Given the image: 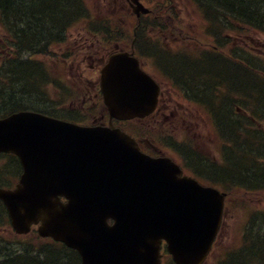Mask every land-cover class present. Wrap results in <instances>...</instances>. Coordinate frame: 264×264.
<instances>
[{
    "label": "water",
    "instance_id": "95a60500",
    "mask_svg": "<svg viewBox=\"0 0 264 264\" xmlns=\"http://www.w3.org/2000/svg\"><path fill=\"white\" fill-rule=\"evenodd\" d=\"M103 76L111 116L152 109L158 91L133 58L113 57ZM3 128L0 148L20 155L26 169L16 191L0 189L18 233L41 222V235L78 248L84 264H158L162 237L177 264L202 263L223 207L214 188L179 177L178 167L141 153L120 129L29 111L0 121Z\"/></svg>",
    "mask_w": 264,
    "mask_h": 264
},
{
    "label": "trees",
    "instance_id": "16d2710c",
    "mask_svg": "<svg viewBox=\"0 0 264 264\" xmlns=\"http://www.w3.org/2000/svg\"><path fill=\"white\" fill-rule=\"evenodd\" d=\"M191 3L193 12L197 13L201 19L208 22L209 27H211V32L214 33L216 41L221 42L226 39V34L229 29H234L235 23H241L243 26L255 27L256 29L264 30V0H189ZM173 5V2L171 3ZM172 8H170V11ZM46 10H54L51 14L47 15L44 13ZM32 11V16L36 21V25L26 28L25 22L23 21L24 15ZM92 14L91 7L85 0H0V14L2 17L1 23L2 28L5 32L11 34L15 44L18 49L25 47V52H32V50L37 51L38 44H42V40H49L48 35L54 33L52 39H56L58 35L57 30H60L59 23L62 22L67 25L68 21L73 19H83L89 14ZM168 15V12H165ZM46 16L43 20L42 17ZM69 15H71L69 19ZM41 17V18H40ZM15 20V22L13 21ZM35 42V43H34ZM45 42H43L44 44ZM33 44V45H32ZM42 50V49H41ZM43 51V50H42ZM39 52V51H37ZM231 56V55H230ZM217 57L214 55V58ZM223 58V55L220 56ZM192 59V64H190ZM200 56L195 58H190V61L186 60H174L171 64L174 68L181 71L180 74H176L177 78L183 79L187 73L196 69V65L202 60ZM16 63H12V59L7 60L3 67L0 68V86L3 80L11 81L15 74L22 73L23 78L20 80H13L15 86L18 88L22 85H27V88H23L21 92L26 97L34 98L36 101L40 95V98L50 99L48 91L46 92V69L43 64L36 60L37 64L42 68L45 76L37 74L36 70L29 66H19L17 62L19 60H14ZM25 63H30L28 59L24 60ZM211 59H207L210 62ZM8 62V64H6ZM223 60H216L211 69H213L212 79L215 81L208 85L213 86L212 89L215 92L222 91L223 89H231L230 92L233 95H240L242 99V104L245 105L247 111L250 112L248 117L236 118L234 115L237 113L228 109V106L234 102V98L231 100L224 92L223 96H210L206 98V102L209 105L216 106L213 110L216 112L218 123H220L221 133L231 141L232 144L227 145L225 149L227 165L229 167L223 168V170L217 169L216 166L207 161L203 162L201 160V153L194 155L192 158L195 159L201 166L212 172H216L221 175L224 179L228 181H235L234 184L244 185L249 189H257L258 192L255 194L264 193V167H262L257 159H261L258 150L263 152L264 156V144L259 148L256 147L254 142L251 140L256 137L257 133V118L259 120L264 117V81L258 76V74H263V70L255 68L251 69L253 65L247 58L240 63H243L245 67H242V72L247 73L248 76L241 75L242 78L237 80L236 77L231 75L230 78L228 71L223 69L221 66ZM21 63V62H20ZM203 59L199 70L203 71L196 74V78L200 80H209V67L206 65ZM167 62H164L166 65ZM169 64V63H168ZM180 68V69H179ZM236 72L233 71L232 74ZM258 73V74H257ZM187 79H192L194 75L190 73ZM242 74V73H241ZM17 76V75H16ZM234 77V78H233ZM254 77L259 81H254ZM184 80V79H183ZM198 80H195L191 86L196 85ZM235 81V83H232ZM42 85V90H39L38 85ZM201 84V83H200ZM203 84V83H202ZM190 86V84H189ZM33 88V89H32ZM29 89V90H28ZM32 89V90H31ZM15 89L11 90L13 93ZM8 98L11 100L14 98L15 101L19 103L21 109H32L29 105H22L16 96L13 97L6 91ZM3 93L0 94V101H8ZM30 95V96H29ZM220 99V100H219ZM52 103H56L54 100L50 99ZM11 101L7 102L10 103ZM222 103V105H221ZM37 107V106H36ZM35 107V108H36ZM8 111H13V109L5 107ZM18 109V108H17ZM38 110L47 112L44 109L38 108ZM4 111H0V114ZM233 113V117L231 114ZM238 120H243L244 123L238 122ZM245 126V127H244ZM246 132L245 130L248 129ZM248 138H243L244 134ZM248 140V142H247ZM233 145V146H232ZM223 179V180H224ZM226 182V181H225ZM244 193H253V190L244 191ZM1 203V202H0ZM1 207V206H0ZM12 233V232H11ZM244 244L238 247L236 250L230 251L227 255L218 261L217 264H264V222L260 221V226L255 225V221L249 224L247 231L245 230L243 237ZM8 246L4 247L5 252L0 253V264H80V259L78 253L74 250L65 247L59 243H53L46 241L45 239H40L37 236L28 237H17L12 235L8 238ZM14 248V250H13ZM2 251V250H1ZM5 256L6 260L3 259Z\"/></svg>",
    "mask_w": 264,
    "mask_h": 264
},
{
    "label": "rangeland",
    "instance_id": "374dc122",
    "mask_svg": "<svg viewBox=\"0 0 264 264\" xmlns=\"http://www.w3.org/2000/svg\"><path fill=\"white\" fill-rule=\"evenodd\" d=\"M188 1L189 0H172L171 1V3L173 2L175 13L173 11H171L170 18L169 17L166 18V22H170V21L174 22V20L178 21L179 18H180V20L182 21V24H183V30L179 29V31H177L175 33L176 34L175 37H178L179 39L176 38V39H174L172 41H171V39H166V41H168V43L165 44V45L168 46L171 49V51H174V50L177 51L178 47H180L181 45L182 46L185 45L188 48V52H191L190 50H193L192 45L195 42H197V41L196 40L195 41L191 40L192 37L184 36V35H188V33L194 34V32L198 29V34L200 36H202V33H203L202 30H203V28H205V26L203 27V25L198 21L197 17L195 15H192L193 14L192 13L193 9L191 8V3L188 2ZM88 2H90L91 4L92 3L94 4L93 0H88ZM95 2H96L95 3L96 7L92 6V9L93 8H97L100 13L102 12V13H105V14H108V15H112L110 12L112 11L111 8L114 7V6H112V3L114 1H110V0H95ZM158 2H161V1H158ZM158 11H160L161 17H163L164 13L161 10V8ZM175 17H178V18H175ZM148 18L150 20H155L154 17H148ZM148 18L147 17L144 18V21L148 20ZM111 19L112 20H109V21H111L109 23L111 25H113V15H112ZM13 21L15 22L14 19H13ZM118 26H119V28H125L123 25H118ZM243 28H244L245 31L241 35V38H237L235 36L234 37L231 36V38H234V39L236 38L237 40L240 39V41H239L240 43L239 44L241 45V43H242V45H244V47L247 49V53H254L257 56L259 55V53H263L264 54V35L261 34L260 32H257V31H253V30L249 31V30H247L246 27H243ZM156 29H158V28H156ZM81 31H82L81 29H79L78 31L75 30L74 34H76V36L78 38H82L81 34L83 36L85 34H84V32L80 33ZM205 35L208 36L207 32L205 33ZM126 36L129 37V38L123 36L124 42L122 43V46H126L127 42L130 40V36H133V35L126 34ZM209 37H210V35H209ZM72 38H75L74 35H73ZM159 39H161V37ZM204 41L205 42L206 41L210 42L211 38H207ZM0 42H6V43H8V46L10 47V44L12 42H14V41L11 40V38L9 37V33L7 34L3 29H0ZM94 43H96V42H94ZM170 45H171V47H170ZM97 47L100 48L98 52L94 51V50H97ZM109 49L110 48L105 49V48L102 47L101 44L96 43L95 46H93V50H92L93 55H92V57L85 58L86 54L87 55H91L92 54L91 52L85 53V55L82 56L83 58H85V59H83L84 60L83 61V66L84 67H89L91 62H92V60L99 59L100 57L103 56V54H106V52H108ZM184 50H186V49H184ZM46 55H48V54H46ZM46 55L41 56V58L46 60V57H47ZM253 57H256V56H253ZM253 57H251V58H253ZM190 58L191 57L189 56L187 61H190ZM60 63H61V61H60ZM76 64L77 63H74V66H72V62L69 61V62L65 63L64 65H62L61 68H57L56 69V70H59L60 73L62 74V76H60V79L62 80L61 81L62 83L59 81L60 79L58 81H51L50 82L51 84L49 83L48 84L49 86L47 88L48 95L50 96V99H52V101L54 100L56 102L53 105L57 104L56 106L58 107L59 102H62L61 100L64 99V97L66 96L67 91H66V89L63 91L62 86H61L62 84H64L65 86L67 85L69 87V89L72 91L70 96H68V97L72 98L71 102H73L75 107L82 109L81 104L83 102L84 89L81 86V84L82 83L85 84L87 79L85 77H83V75L78 76V77L75 76V75H73L72 77L70 76L71 75L70 71H71V69L73 67H76ZM221 66H223V69L225 71H228V73H230V74L233 71L236 70V72L234 74H232V75L234 77H236L237 80H240L242 78L241 75L248 76L247 73L240 72V70H238V67H236V69L231 68L234 65L232 63H229L228 61H224L223 64H221ZM92 71L95 72V70H93V69H92ZM93 72L92 73L90 72L91 76L94 75ZM200 73H199V75H200ZM212 73H213V69L209 68V74H210V76L208 77L209 80L208 81L207 80L199 81V82H203V85H201V87L208 94H209V91L212 90V89H210V88L207 89V88H205V86L210 84V83H212V81L213 82L215 81V78L212 79V77H213ZM63 74H64V76H63ZM95 78L96 77H93L94 80H95ZM194 78H195V80H198V78H196L195 76H194ZM249 78H252L251 74H250ZM70 81H73L76 84H74V83H72ZM254 81H259V80H257L254 77ZM88 84L89 83H86L87 86H89ZM94 84L95 83H92V86ZM86 85H85V87H86ZM74 87H76V88H74ZM91 92L92 93H87L86 92L87 94H89L88 95V97H89L88 99L89 100L87 101V104H88L87 106H91L92 105L91 102H90L91 101L90 100L91 99L90 95L92 96L93 101L96 98L95 90L92 89ZM3 95L6 96L7 93L3 92ZM4 98H6L7 100L9 99L8 95L6 97H4ZM50 99L47 100L45 98H40L39 100L37 99L34 103L37 104L36 105L37 107L39 106V108H42L44 110H49V109L53 110L52 106L46 107V103L49 104L48 101L51 102ZM183 102L186 103L185 101H183ZM186 104H188V103H186ZM3 106H5V105L3 104ZM27 106H28V104H27ZM181 106H183V105L179 104V107H181ZM186 106H188V105H186ZM195 108H192L191 111L189 112L190 120L187 123L190 126L189 127L190 128L189 135L194 137V140L192 141V145L197 150H200V149L204 150V151L207 152V154H209V155L213 154V155H215L217 158H219L221 160L222 158H221L220 151H221V149L223 150V146H221V143H219V146H218V144L215 145L213 143V140H212L211 136L208 135L210 130H211V126L208 127V124H206V118H205L204 114L203 113H200V114L197 113V111H199V110L196 108V110H197L196 111ZM26 109H28V108H26ZM134 124L132 123V124L125 125V126L128 129L131 128V130H134L133 129L134 128L133 127ZM139 124L140 125H146L147 122H145V123L142 122V123H139ZM212 135H214L213 132H212ZM154 136H160V135H154ZM173 137H175L176 140H179V139L181 140V137H179L178 131L175 133V135ZM177 157L178 156H176V158ZM4 162H5V160H4ZM4 162H1V164H4ZM6 170H7V168L4 167L3 171L5 172ZM235 192H238V190H236ZM255 192H258L257 189L254 190L252 195H250V196H245L244 195L243 198H240L241 201H236L234 206L232 205L231 208L229 209V211L227 213L226 223H223V225H222L223 228L221 230V235H220V238H219L220 240H219L217 246L215 247L214 255L217 254V255L222 257V255L224 254L225 249H227L228 244L232 245V244L238 242V240L240 239L239 238L240 232L242 233L243 230H244V227H245L244 226L245 225L244 222L247 219V215H248V218H249V215H250L251 211H253L254 209H260V207H262L261 202L264 200V193L255 194ZM237 194L238 193H236V195ZM246 200H248V201H246ZM0 212H1V208H0ZM253 213L255 214V218H256V214L257 213L254 212V211H253ZM4 216H5L4 213H0V221H3V217ZM255 225H259L260 226V221H259L258 224H255ZM11 235H13V234L11 233V230H9V226L6 223H3L1 228H0V253L5 252V251H3L4 247L8 244L7 243L8 240H4V239L11 238L12 237ZM219 243H220L221 246L224 245V247L221 248L219 246ZM13 250H14V248H13ZM211 263H212L211 260L208 261V264H211Z\"/></svg>",
    "mask_w": 264,
    "mask_h": 264
},
{
    "label": "bare ground",
    "instance_id": "6f19581e",
    "mask_svg": "<svg viewBox=\"0 0 264 264\" xmlns=\"http://www.w3.org/2000/svg\"><path fill=\"white\" fill-rule=\"evenodd\" d=\"M135 7V10H137L138 8H140L138 5H136V6H134ZM54 10H46V11H44V13L45 14H47V15H49V14H51L52 12H53ZM32 11H28L23 17H24V19H23V21L25 22V25H26V28H29V27H32L33 28V26L34 25H36V23L38 22V21H36L35 19H33V18H36V17H33L32 16ZM46 16L44 15L43 17H42V20L45 18ZM41 18V17H40ZM63 31L62 30H57V33H58V35L62 38L63 36H61L60 34L62 33ZM72 34L70 33V35L69 36H66V40L67 41H72V43H73V47L72 48H74V49H76V43H75V38H72L73 36H71ZM54 36V33H50L49 35H48V37H50V38H52ZM74 39V40H73ZM43 42H45L46 43V41H45V39H43L42 40V44H38V46H37V48H39V49H44L43 47H45V43L43 44ZM25 47H22V48H19V55H18V60H19V62H17V65H19V66H21V67H23V66H31L32 68H33V70H36L37 71V74H40V75H42V76H45V73H44V71L42 70V68L36 63V62H34L33 64H31V63H25V58H26V53H25ZM76 53V52H75ZM78 54V56H79V58L81 57V56H84L85 55V53L84 52H80V53H77ZM86 58H87V54H86V56H85ZM21 62V63H20ZM17 75V76H16ZM23 75L24 74H22V73H20V75L19 74H15V77L11 80V81H5V80H3L2 81V83H1V86H0V94L1 93H3V92H8L12 97H13V95L15 96V94L17 93L18 95L16 96V98H18V100L20 101V103L22 104V105H29V108H32V109H36V108H39V106L38 107H36V103H34L35 102V100H34V98H29V97H26V95H21L22 93V91H23V88L25 87V88H27V85H25V86H22V85H18V86H20V87H16L15 86V84H14V82H16V81H13V80H17V79H19L20 78V80L23 78ZM230 78L232 77V76H229ZM234 78V77H233ZM232 83H235V81H232ZM37 85H38V87H39V90H42V85H40V84H38V83H36ZM13 89H15L16 91H14L13 93L11 92V90H13ZM33 89V88H32ZM31 89V90H32ZM29 90V89H28ZM30 96V95H29ZM40 96H41V94L40 95H37L36 97H38V100L40 99ZM16 99H8V102L9 101H11L10 103H8V105L11 107V109H21V107L19 106V103L18 102H16L15 101ZM49 102V104H47L46 103V107H48V106H52V108L53 109H56L57 108V110L60 112H62V109L63 110H65V111H68V112H71V111H73V109L71 108H69V107H66V106H64V105H58V107L56 106V105H53V103H51L50 101H48ZM60 106V107H59ZM36 107V108H35ZM40 109H42V108H40ZM238 122H240V123H244L243 121H241V120H238ZM263 208V207H262ZM259 221H261V220H259V219H256L255 220V224H258L259 223ZM9 244V243H8ZM8 244L6 245V246H8ZM90 244H92V242L90 243ZM3 259H5L6 260V258H5V256H3Z\"/></svg>",
    "mask_w": 264,
    "mask_h": 264
},
{
    "label": "flooded vegetation",
    "instance_id": "af4514ba",
    "mask_svg": "<svg viewBox=\"0 0 264 264\" xmlns=\"http://www.w3.org/2000/svg\"><path fill=\"white\" fill-rule=\"evenodd\" d=\"M145 41V38H143L142 40H140V43L141 42H144ZM78 50L76 51L75 55H74V58H73V62H72V66H74V63H77L76 64V67H73L77 72H79L81 75H85L86 76V79H87V82L89 84L92 85V83H97L98 80H94L92 79V76L90 74V70L91 68H94V67H98L100 68V64L102 62V60H98L97 64H92L90 65L89 67H84L83 66V58L82 56L79 58L78 54L77 53H80V52H84V53H89L90 52V48L88 47H84L82 44H80V47L77 48ZM89 55H87V58H88ZM146 56H149V55H146ZM104 60V58H103ZM98 84V83H97ZM88 90L90 91V89H87L86 92H88ZM97 95V94H96ZM162 99L160 100L162 104L161 108L155 112L153 115L154 117V121L157 124L161 123V122H164L165 119H168V118H173L175 119V117L179 114L178 112V109H177V105H176V102L173 101V98H172V93L171 91L167 90V92H162ZM175 121V120H174Z\"/></svg>",
    "mask_w": 264,
    "mask_h": 264
}]
</instances>
